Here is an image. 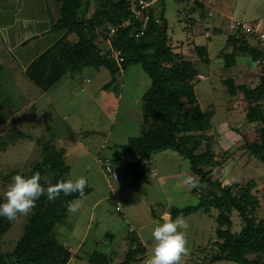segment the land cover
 <instances>
[{
  "label": "rangeland",
  "instance_id": "rangeland-1",
  "mask_svg": "<svg viewBox=\"0 0 264 264\" xmlns=\"http://www.w3.org/2000/svg\"><path fill=\"white\" fill-rule=\"evenodd\" d=\"M204 4L208 14L211 11V17L207 16L204 24L193 26L188 19L190 15L186 14L188 6L185 8L184 4L178 5L173 0H164V16L173 43L184 41V48L192 40L206 44L209 63L195 57L188 60L201 74L195 85L198 101L203 110L212 113L213 150L227 157L218 178L238 183H245L248 178L255 180L260 202L257 215L264 217V162L249 158L243 149L245 144L260 140L261 129L245 119L243 95H230L225 90L222 80L229 71L217 57L226 44V33L232 23L236 26L235 23L242 20L246 30L255 31L250 22L255 21L258 26L259 21H263L264 0H204ZM41 12V8L35 9L27 0H0V26L8 21L15 25L13 20L26 13ZM18 26L24 27L23 24ZM215 26L222 27L223 32H213ZM26 30L31 31L30 27ZM5 31L0 29V140L18 132L25 136L0 152V172L8 174L16 170L14 175H17L27 170L30 163L39 158L44 144L63 149L69 177H85L90 189L86 196L73 201L78 202L77 210L69 211L63 226L56 225L58 240L68 241L72 252L86 233L71 264H87L93 249L109 254L110 264H119L131 239L139 240L134 241V246L142 241L146 249L143 254L129 252L131 264H144L154 243L153 228L163 222L172 207L183 208L198 201V192L183 183L186 177L192 176L188 160L172 150L152 154L138 179L123 174V145L140 135L141 97L151 84L150 77L140 64H133L117 76L110 87L103 88L111 78L109 72L105 68L86 67L78 75L66 73L49 89L41 91L12 63L6 46L10 41ZM236 59L232 74L236 82L241 83L252 75L255 66L243 56ZM254 79L253 83L257 80ZM105 158L116 160L112 162L113 167L120 170L119 181L110 179L105 167L100 165L98 159ZM13 176L7 180L0 178L1 196ZM31 216H20L12 221L1 239L3 252L14 248ZM178 216L189 226L188 254L183 257V264H193L191 258L206 246L214 233L215 223L202 212ZM233 221V228L238 230L240 221L237 217ZM218 264L234 263L222 261Z\"/></svg>",
  "mask_w": 264,
  "mask_h": 264
},
{
  "label": "trees",
  "instance_id": "trees-1",
  "mask_svg": "<svg viewBox=\"0 0 264 264\" xmlns=\"http://www.w3.org/2000/svg\"><path fill=\"white\" fill-rule=\"evenodd\" d=\"M44 1L51 30L65 32L32 61L25 69V77L41 91H46L66 73L78 75L86 67L105 68L111 78L103 88H108L126 68L140 64L151 84L141 97L140 135L123 145V174L138 179L152 154L174 151L188 160L189 173L199 180L201 186L194 187V192H198L196 204L172 207L169 216L174 219L181 213L202 212L215 223L214 233L206 246L191 258L193 264H218L222 261L264 264V217L257 215L260 206L257 183L251 178L245 183L218 178L227 157L215 154L213 150L215 139L210 133L213 129L212 113L203 110L195 92L201 74L188 59L195 57L209 63L206 44L192 40L184 48V41L173 43L164 16V0H156L150 7L145 24L133 15L134 0ZM173 1L178 5L184 4L185 8L188 6L189 13L186 14L190 15L188 19L193 26L204 24L211 17L204 0ZM250 23L255 31L246 30L242 20L236 22L235 29L226 33V44L217 57L223 60V68L229 71L222 80L225 90L230 95H243L245 119L261 129L260 140L245 144L244 153L251 159L264 162V38L261 37L264 35V19L258 26L255 21ZM108 26L115 28L114 33L110 34ZM142 29L143 33L136 36ZM207 30L206 27L204 35ZM213 32L220 33L223 29L215 26ZM113 51L119 52L120 62L112 55ZM238 56L245 57L255 66L250 73L252 75L241 83H237L232 74ZM254 78L257 80L253 83ZM24 136L18 132L0 140V152ZM105 159L114 165L115 159ZM113 168L120 171L117 166ZM17 172H0V178L7 180ZM35 173L52 184L70 178L63 149L44 144L39 158L20 175L30 177ZM41 183H44L43 179ZM89 191L86 187L85 196ZM79 198V194H61L58 200L49 203L45 196H41L30 223L9 252L1 250V239L12 221L0 216V264H71L73 252L58 240L55 230L56 225L67 218L69 204ZM3 202L0 195V203ZM234 217L240 221L238 230L233 228ZM134 241L139 240H129L127 252L119 264H131V251L134 254L145 252V245L137 242L134 246ZM110 261L109 254L97 249H93L87 258V264H110Z\"/></svg>",
  "mask_w": 264,
  "mask_h": 264
},
{
  "label": "clouds",
  "instance_id": "clouds-1",
  "mask_svg": "<svg viewBox=\"0 0 264 264\" xmlns=\"http://www.w3.org/2000/svg\"><path fill=\"white\" fill-rule=\"evenodd\" d=\"M44 180L42 184L41 181ZM189 189L200 187V182L194 176H188L183 181ZM45 185H47L45 187ZM88 181L81 176L76 179H60L55 184L42 178L39 173L30 177L17 174L11 178L3 193L4 202L0 203V216L14 221L20 216L33 213L36 202L41 196L49 203L55 202L63 194L85 196ZM78 202L69 204V211L77 210ZM188 223L183 217L173 220L169 215L163 217V222L157 224L151 231L153 246L149 249L144 264H183V257L188 254L187 230Z\"/></svg>",
  "mask_w": 264,
  "mask_h": 264
},
{
  "label": "crops",
  "instance_id": "crops-1",
  "mask_svg": "<svg viewBox=\"0 0 264 264\" xmlns=\"http://www.w3.org/2000/svg\"><path fill=\"white\" fill-rule=\"evenodd\" d=\"M27 3L31 4L37 10L41 8L42 12L40 14L26 13L23 16L16 17L13 22L17 26L9 21L7 24L0 26V29L6 30L7 41H10L6 46L7 51L10 53L12 63L17 65V68L23 73L38 55L52 46L65 32L64 30H51L44 0H27ZM16 22H19V24ZM21 24H23V28L18 26ZM26 27H30L31 31L26 30ZM95 204L96 202L93 207ZM167 209L165 208L166 211H168ZM60 226H63V224H60ZM85 234L82 235V239L86 236ZM80 241L75 246L72 257L76 256L81 248L82 244ZM61 242L64 246H68V241L61 240ZM141 243L145 245L142 241Z\"/></svg>",
  "mask_w": 264,
  "mask_h": 264
},
{
  "label": "built area",
  "instance_id": "built-area-1",
  "mask_svg": "<svg viewBox=\"0 0 264 264\" xmlns=\"http://www.w3.org/2000/svg\"><path fill=\"white\" fill-rule=\"evenodd\" d=\"M156 0H134L132 3V12L136 19L139 21H142L143 24H145L146 21L149 19V9L150 7L155 3ZM209 15H211V11L209 12ZM128 24V22H126ZM236 24V23H235ZM235 29V25L232 23L230 26H228V32H232ZM108 30L110 34L114 33L115 28L112 26H108ZM143 33V29L139 30V32L136 33L137 35H140ZM112 55L116 58L118 62L122 60V58L119 56V52L113 51ZM264 62V61H263ZM100 165L105 167V171L107 175L112 179L114 182L119 181L121 174L118 170H115L109 160L106 159H98ZM116 203L120 204L118 201Z\"/></svg>",
  "mask_w": 264,
  "mask_h": 264
}]
</instances>
